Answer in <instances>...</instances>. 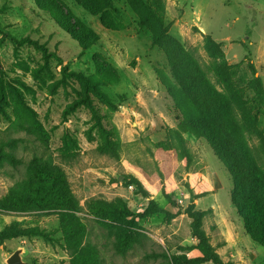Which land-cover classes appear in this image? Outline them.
Instances as JSON below:
<instances>
[{
	"label": "rangeland",
	"instance_id": "1",
	"mask_svg": "<svg viewBox=\"0 0 264 264\" xmlns=\"http://www.w3.org/2000/svg\"><path fill=\"white\" fill-rule=\"evenodd\" d=\"M145 1L0 0V87L7 111L0 112V144L13 142L8 148L23 161L18 167L7 162L0 167V199L27 175L29 161L51 160L79 204L74 214L82 226L68 240L60 228L59 211L0 213V230L18 222L22 228L37 226L54 238L0 240V264H7L19 248L22 258L35 264H71L79 250L94 256L95 264H167L165 254L197 256L189 208L205 211L203 228L224 262L264 264V247L245 229L233 203V177L211 143L185 132L193 155L186 168L168 136L191 103L216 129L230 161L246 177L243 146L264 165V142L256 130L264 129V101L249 86L253 64L264 88V0H164L168 31L157 43L153 38L159 24L140 23ZM84 4L106 9L93 13ZM61 10L80 19L99 40L84 50L55 20ZM204 35L221 44L233 65L232 82L217 73L204 48ZM24 37L45 44L62 63L45 59L28 43L18 44ZM63 65L99 80L114 100L115 111L98 104L109 114L104 123L117 129V156L99 150L100 134L92 127L88 109L81 106L65 113L80 96L81 84L73 77L62 80ZM110 75L117 80L109 81ZM214 92L228 97V109L218 108ZM66 134L72 138L67 145ZM150 200L175 216L155 213L139 218L141 235L132 243L97 212L100 201H123L142 212Z\"/></svg>",
	"mask_w": 264,
	"mask_h": 264
},
{
	"label": "trees",
	"instance_id": "2",
	"mask_svg": "<svg viewBox=\"0 0 264 264\" xmlns=\"http://www.w3.org/2000/svg\"><path fill=\"white\" fill-rule=\"evenodd\" d=\"M38 1V0H37ZM85 8L93 13H100L106 9V6L97 8L94 5L84 4ZM101 9V10H100ZM144 15L141 18V24L148 21H155L159 24V31L154 36L153 41L158 42L167 37V26L164 24L165 3L164 0H146L144 3ZM61 15L54 14L57 23L67 31L80 46L85 50L91 47L99 40V35L90 27L84 24L80 19L74 17L68 11H62ZM18 44L28 43L40 50L45 59L55 58L62 63L61 57L54 51H49L48 47L37 40L24 37L17 41ZM204 48L214 60L217 73L227 82H232L233 65L229 64L219 42L215 41L210 35H204ZM253 78L249 81V86L255 91L256 96L262 102L264 101V88L260 77L253 64H250ZM63 81L73 77L81 84L80 96L71 102L65 109L66 114H70L78 107H85L91 113L92 127L97 129L100 134L99 150L101 152L118 155L120 150V140L115 126L108 127L104 120L109 117L107 112H102L98 103L106 105L109 111L116 110L114 100L109 97L101 87L99 80L93 76L86 75L80 71H69L66 65L62 67ZM114 78L111 75L109 81ZM166 82V81H165ZM167 84V83H166ZM168 86V84H167ZM169 87V86H168ZM218 108L220 110L228 109L230 105L228 97L214 92L213 94ZM3 87H0V112L5 114L7 111L3 106L4 101ZM246 115H251L250 110H246ZM235 126L236 123L234 122ZM262 141L264 142V129L256 127ZM185 132H190L197 137L207 139L216 153L224 161L234 180L233 203L245 223V229L257 243L264 247V165L256 162L250 150L243 146L244 153L248 157L247 171L249 177L232 161L227 152L221 146L220 137L212 124L205 121V116L199 108L193 104L187 103L183 108V119L177 127L169 130V138L174 143L175 150L186 168H190L193 155L188 147ZM72 138L66 134L65 144H70ZM158 146L164 145L159 142ZM14 143L0 144V167L4 163H9L18 167L23 161L19 158L13 149ZM136 184L140 190L147 194L142 183L137 179ZM48 210L59 211L61 213L60 228L63 230L67 239L75 238L82 229L77 216L79 204L76 201L70 187L59 167L51 160L32 159L28 164V173L24 178L17 180L11 188L10 193L0 199V213L3 212H26L30 210ZM97 212L114 223L118 234L126 243L134 242L140 235L138 231V219L147 217L155 213H166L169 218L175 216L160 207L154 200H150L149 205L142 212L133 211L125 202H103L97 205ZM192 218V231L196 237V248L199 255L189 257L186 254H173L168 256L167 264H229L224 262L215 248L210 243V239L203 228V218L205 211L188 209ZM37 236L46 240L54 238L46 231L37 226L22 228L18 222L5 226L0 230V240H6L16 237ZM70 245V244H69ZM71 247V245H70ZM71 264H95L94 256L84 250L76 252Z\"/></svg>",
	"mask_w": 264,
	"mask_h": 264
},
{
	"label": "water",
	"instance_id": "3",
	"mask_svg": "<svg viewBox=\"0 0 264 264\" xmlns=\"http://www.w3.org/2000/svg\"><path fill=\"white\" fill-rule=\"evenodd\" d=\"M22 249L19 248L17 249L14 253H12L6 260V263L7 264H35V263H30V262H27L25 261L23 258H22Z\"/></svg>",
	"mask_w": 264,
	"mask_h": 264
}]
</instances>
